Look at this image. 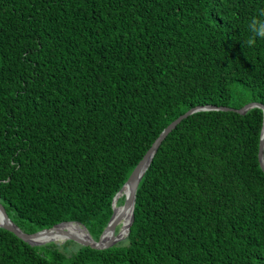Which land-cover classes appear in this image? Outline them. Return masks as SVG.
<instances>
[{"label":"trees","instance_id":"1","mask_svg":"<svg viewBox=\"0 0 264 264\" xmlns=\"http://www.w3.org/2000/svg\"><path fill=\"white\" fill-rule=\"evenodd\" d=\"M262 10L264 0H0L9 217L28 233L79 222L97 239L173 120L264 103V40L247 44ZM263 124L259 107L191 114L145 171L128 235L101 249L32 245L0 227V264H264Z\"/></svg>","mask_w":264,"mask_h":264},{"label":"water","instance_id":"2","mask_svg":"<svg viewBox=\"0 0 264 264\" xmlns=\"http://www.w3.org/2000/svg\"><path fill=\"white\" fill-rule=\"evenodd\" d=\"M254 107H259L263 109L264 112V103L258 102V101H253L249 102L245 105H243L240 108H234L230 106H216V105H203V106H195L188 111H186L184 114L180 115L178 118L173 120L161 133L160 135L156 138V140L153 142L149 150L146 152L142 160L138 163V165L135 167V169L132 171L131 175L129 176L128 180L122 187V189L115 195L113 199V214L112 217L108 223V225L104 228L100 236L95 239L92 237V235L89 233L87 228L84 225H81L79 222L78 223L82 228H84L87 232L88 238H83L80 236H77L75 234H71L68 232H63V238L62 240H74L78 242L79 244H82L84 246H90L93 248H106L108 246H111L118 240L124 238L126 235H128L131 225L134 221V208H135V202H136V194H137V189L140 184V181L147 170L148 166L150 165L153 157L155 156L156 152L158 151L160 145L162 142L165 140V138L170 134V132L176 128V126L186 117L190 116L191 114L198 112V111H203V110H234L239 113H246L249 109L254 108ZM259 161L262 169L264 170V124L261 132V141H260V150H259ZM127 188V192L124 194L125 196V201L124 204L118 205V200L121 197V192ZM120 207L121 211L120 213L116 212V208ZM131 208L132 210V215H131V220L127 226V232L124 236L120 237H115L110 243H101L100 239L106 231H115L118 224L121 223L123 215L125 212ZM63 223H74L71 221L68 222H61L59 224H56L50 228H45L37 232L33 233H28L23 231L8 215L6 208L1 200L0 197V227H3L5 229H8L12 232H14L18 237L22 238L24 241L29 242L32 245H41L50 241H56L55 239H46V240H40L39 238L45 234L53 231L54 229H57L59 225Z\"/></svg>","mask_w":264,"mask_h":264},{"label":"bare ground","instance_id":"3","mask_svg":"<svg viewBox=\"0 0 264 264\" xmlns=\"http://www.w3.org/2000/svg\"><path fill=\"white\" fill-rule=\"evenodd\" d=\"M127 192V188H125L120 195H123ZM121 208L117 207L116 208V212L120 213ZM132 210L131 208H129L125 214L123 215L122 218V223H121V230L118 234H116V230L115 231H106L104 233L103 238L100 240L101 243H110L115 237H120V236H124L127 232V226L131 220V214ZM67 230V231H64ZM68 232L71 234H75L77 236L83 237V238H88L87 232L84 228H82L78 223H63L61 225L58 226L57 229H54L53 231L49 232V233H45L43 234L39 239L40 240H46V239H55V240H59L63 238V232ZM59 234V235H58Z\"/></svg>","mask_w":264,"mask_h":264},{"label":"clouds","instance_id":"4","mask_svg":"<svg viewBox=\"0 0 264 264\" xmlns=\"http://www.w3.org/2000/svg\"><path fill=\"white\" fill-rule=\"evenodd\" d=\"M247 27L251 33V38L247 41L249 46L253 45L257 39L264 40V10L250 17Z\"/></svg>","mask_w":264,"mask_h":264},{"label":"rangeland","instance_id":"5","mask_svg":"<svg viewBox=\"0 0 264 264\" xmlns=\"http://www.w3.org/2000/svg\"><path fill=\"white\" fill-rule=\"evenodd\" d=\"M124 195V194H123ZM123 195H121V196H123ZM122 223V222H121ZM121 223L120 224H118V226H117V228H116V234H118L119 232H120V230H121ZM64 231H67V230H64ZM63 232V231H62ZM59 235V234H58ZM57 242H62V241H65V240H62V239H59V240H56Z\"/></svg>","mask_w":264,"mask_h":264}]
</instances>
